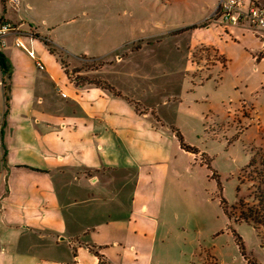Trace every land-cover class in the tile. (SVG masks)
Listing matches in <instances>:
<instances>
[{
    "label": "crops",
    "instance_id": "crops-1",
    "mask_svg": "<svg viewBox=\"0 0 264 264\" xmlns=\"http://www.w3.org/2000/svg\"><path fill=\"white\" fill-rule=\"evenodd\" d=\"M17 1L0 0V22L30 41L15 46L7 34L0 44V264L194 263L192 240L173 234L170 216L180 153L191 155L175 114L133 109L98 81L65 82L49 63L39 69L37 34L23 20L38 10ZM257 81L231 76L243 106Z\"/></svg>",
    "mask_w": 264,
    "mask_h": 264
},
{
    "label": "rangeland",
    "instance_id": "rangeland-1",
    "mask_svg": "<svg viewBox=\"0 0 264 264\" xmlns=\"http://www.w3.org/2000/svg\"><path fill=\"white\" fill-rule=\"evenodd\" d=\"M31 1L35 20H23L46 71L54 65L70 84L98 81L133 109L175 114L192 147L180 153L170 216L173 234L196 248L192 264H264L260 232L238 217L264 185V83L243 106L231 82L264 78V60H252L263 54L264 29L209 19L219 0Z\"/></svg>",
    "mask_w": 264,
    "mask_h": 264
},
{
    "label": "built area",
    "instance_id": "built-area-1",
    "mask_svg": "<svg viewBox=\"0 0 264 264\" xmlns=\"http://www.w3.org/2000/svg\"><path fill=\"white\" fill-rule=\"evenodd\" d=\"M17 3V0H14ZM220 18L221 22L227 26H247L255 34L264 29V0H219L209 19ZM18 27L5 22H0V44H4L2 38L7 34H16L15 46L24 47L17 37ZM31 39L33 35L29 33ZM28 54L35 57L33 49H28ZM39 69L44 65L40 60H36ZM64 95V93L61 92Z\"/></svg>",
    "mask_w": 264,
    "mask_h": 264
},
{
    "label": "trees",
    "instance_id": "trees-1",
    "mask_svg": "<svg viewBox=\"0 0 264 264\" xmlns=\"http://www.w3.org/2000/svg\"><path fill=\"white\" fill-rule=\"evenodd\" d=\"M0 66L2 69L4 68V64L1 56H0ZM258 187L257 190H255L253 193L254 199L251 204H244L243 202L241 203L242 207L239 210L238 217L241 220L253 224L254 228L260 232L259 234L261 236V240L264 245V185L260 184Z\"/></svg>",
    "mask_w": 264,
    "mask_h": 264
}]
</instances>
